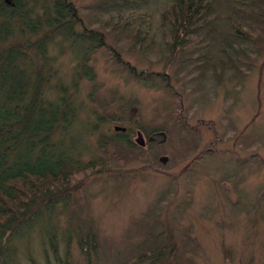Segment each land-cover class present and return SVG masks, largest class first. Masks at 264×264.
Masks as SVG:
<instances>
[{
  "label": "rangeland",
  "instance_id": "obj_1",
  "mask_svg": "<svg viewBox=\"0 0 264 264\" xmlns=\"http://www.w3.org/2000/svg\"><path fill=\"white\" fill-rule=\"evenodd\" d=\"M70 1L81 20L75 31L98 33L101 45L48 35L44 50L57 70L50 86L60 79L77 109L74 160L103 164L101 174L75 179L65 211L55 207L57 222L96 233L97 264H126L155 243L173 252V264H264V34L227 53L217 43L216 65L204 67L165 50L158 14L168 0H131L112 14L99 11L103 0ZM216 5L221 15L228 1ZM132 26L136 39L117 32ZM16 33L23 42L41 37ZM83 57L93 81L76 74ZM115 127L129 130L131 143L138 132L163 131L167 140L145 144L144 159L121 163V145L100 143L120 133ZM71 252L81 264L76 246Z\"/></svg>",
  "mask_w": 264,
  "mask_h": 264
},
{
  "label": "trees",
  "instance_id": "obj_2",
  "mask_svg": "<svg viewBox=\"0 0 264 264\" xmlns=\"http://www.w3.org/2000/svg\"><path fill=\"white\" fill-rule=\"evenodd\" d=\"M130 1L103 0L98 9L112 14ZM216 1L168 0L158 14V31L165 39L168 54L195 58L199 66L207 67L216 65L217 43L228 45H223L221 52L227 53L235 48L234 44H252L255 36L264 34V0H227L221 15ZM80 23L70 0H0V264H27L20 261L21 257L30 259L31 264H74L73 246L79 251L81 264L98 262L96 233L91 229L82 231L79 224L73 229L67 220L58 223L60 214L55 210L60 207L65 211L76 178L97 170L101 174L103 164L90 161L81 167L74 160L73 151L81 142L77 143L71 133L77 109L60 79L50 86L57 70L49 64L44 50L50 35H60L75 46L96 39L101 45L98 33L75 31ZM135 26L117 32L136 39ZM222 29H226V37L216 38L223 35ZM17 30L20 39L24 35L41 37L17 41ZM81 60V72L76 74L93 81L87 58ZM128 72L135 78L141 76L132 68ZM147 78L141 81L147 84ZM129 137V130L120 131L108 142L100 143L102 147L106 143L121 145L126 150L120 154L121 163L126 158L144 159L140 155L144 148L131 143ZM159 237L157 234L153 239ZM35 245L39 263L32 256ZM166 249L155 243L152 251L126 264H164L165 260L173 264V252L166 253Z\"/></svg>",
  "mask_w": 264,
  "mask_h": 264
},
{
  "label": "water",
  "instance_id": "obj_3",
  "mask_svg": "<svg viewBox=\"0 0 264 264\" xmlns=\"http://www.w3.org/2000/svg\"><path fill=\"white\" fill-rule=\"evenodd\" d=\"M9 3V0H6ZM114 131H121L124 132L125 129L121 128V127H115ZM167 140V135L165 132L163 131H156V132H152L151 134H149V136L147 137V139L145 140V138L139 134L136 143L141 146L144 147L146 143H152V144H156V145H163L165 144ZM168 161V158L163 156L159 158V162L163 165L166 164V162Z\"/></svg>",
  "mask_w": 264,
  "mask_h": 264
},
{
  "label": "flooded vegetation",
  "instance_id": "obj_4",
  "mask_svg": "<svg viewBox=\"0 0 264 264\" xmlns=\"http://www.w3.org/2000/svg\"><path fill=\"white\" fill-rule=\"evenodd\" d=\"M139 134H141L140 132H138V134H137V137L139 136ZM145 139H147V138H145Z\"/></svg>",
  "mask_w": 264,
  "mask_h": 264
}]
</instances>
